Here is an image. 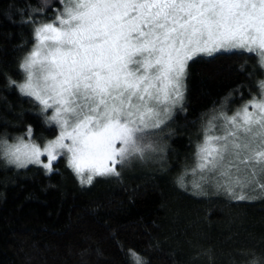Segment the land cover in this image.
<instances>
[{"label": "snow or ice", "instance_id": "1", "mask_svg": "<svg viewBox=\"0 0 264 264\" xmlns=\"http://www.w3.org/2000/svg\"><path fill=\"white\" fill-rule=\"evenodd\" d=\"M21 15L34 43L19 65L24 82L8 83L58 134L40 145L29 126L28 139H4L0 152L17 169L39 165L49 173L64 156L81 185L119 178L124 167L163 151L157 138L183 110L190 61L247 53L264 70V0H46ZM258 86L233 115L208 118L196 147L193 173L240 201L257 198L247 190L264 195V80ZM177 183L188 190L184 175ZM192 194L206 191L193 182ZM131 256L149 264L134 250Z\"/></svg>", "mask_w": 264, "mask_h": 264}, {"label": "trees", "instance_id": "2", "mask_svg": "<svg viewBox=\"0 0 264 264\" xmlns=\"http://www.w3.org/2000/svg\"><path fill=\"white\" fill-rule=\"evenodd\" d=\"M45 2L0 0V136L29 126L36 139L56 134L8 83L23 81L19 65L34 43L21 10ZM189 64L183 110L169 121L155 165L84 186L62 157L51 173L7 167L0 157V264H134L133 250L149 264H264V195H193L177 183L196 161L207 118L251 100L263 70L254 54L235 52Z\"/></svg>", "mask_w": 264, "mask_h": 264}, {"label": "rangeland", "instance_id": "3", "mask_svg": "<svg viewBox=\"0 0 264 264\" xmlns=\"http://www.w3.org/2000/svg\"><path fill=\"white\" fill-rule=\"evenodd\" d=\"M24 79H25V74H24L23 81H22L21 83L24 82ZM261 80H264V70H263V77H262V79H260V81H261ZM18 90H19V89H18ZM258 93H259V86H258V84H256V91H255V94H254L253 96H257ZM253 96H252V98H253ZM28 98H29V97H28ZM30 99H31V98H30ZM243 105H244V104H243ZM243 105H242V106H243ZM242 106H241V107H242ZM241 107H240V108H241ZM240 108H235V109H233V110H231V111H228L227 109H225V110H223V111H225L229 116H231V115H233V114H234L238 109H240ZM177 109H179V108H177ZM177 109H176V110H177ZM176 110H175V111H176ZM39 111H40V108H39ZM218 113H219V112H218ZM218 113H216V114H218ZM213 115H214V114H213ZM41 116L43 117L42 114H41ZM211 116H212V115H211ZM211 116H210V117H211ZM210 117H208V118H210ZM208 118H207V120L204 122V125L207 123ZM43 119H44V118H43ZM216 123H217V125H219L220 121H216ZM52 126L56 127L55 125H52ZM165 130H166V129H165ZM165 130H164V132H165ZM164 132H163V133H164ZM215 132H216V134H220V129H219L218 126H217V128L215 129ZM163 133H162L161 136L158 137L157 139L161 140V137H162ZM56 134H58V129L56 130ZM17 137H24L25 139H28V137H27V130H26L25 132H23L22 134H18V135L16 134V135H4V136H0V141H3L4 139H7L9 143H13V142H15V140H16ZM32 138L34 139V141H35L36 143H38V144H40V145H43V144L46 143L48 140H50V139H54V136L51 137V138L43 137V138H40V139H36V138H34V134H33V137H32ZM203 138H204V128H203ZM203 138H202V140L200 141V143L203 142ZM200 143H199V144H200ZM160 155H161V152H160V151L149 152L144 160H137V161H136L135 163H133L132 165H130V166H126V167H124L123 169H121V172H123V171H125V170H129V169H134L136 166H144V165H152V164L155 165V164L158 162ZM0 157L2 158V160H3L5 166H7V167H13V168L17 169L14 165H9V164L7 163V161L3 158V153H2V152H0ZM61 157L65 159V162H66V164H67V159H66V157H64V156H61ZM59 158H60V157H59ZM42 160H43V162H45V163L47 162L46 157H42ZM196 162H197V161L193 162V164H192L189 168L186 169V172H185V174H184V175H185V176H184V179H185V182H186V184H187V188H188V190L192 192V184H193V182H196V183H200V184H202V186L204 187V189H205V191H206V194H207V193H212V194H220V195H224L225 197H230V196L227 194V192L224 191L223 189L217 191V189L214 187V185H213L212 183H206L205 181H203V180L201 179V173H200L199 171L195 172V174L193 173V169H194L195 166H196ZM54 163H55V162H54ZM29 166H37V167L42 168L45 172H47L42 166H39V165H28V167H29ZM20 169H23V168H20ZM47 173H49V172H47ZM85 175H86V174H85ZM79 182H80V181H79ZM84 186H87V185H84ZM237 191H239V190H237ZM251 193L254 194L253 191H251V190H247V194H248L249 196H254V195H251ZM201 196H204V195H201ZM246 200H254V199H246Z\"/></svg>", "mask_w": 264, "mask_h": 264}]
</instances>
